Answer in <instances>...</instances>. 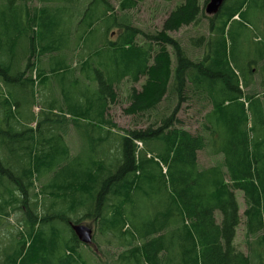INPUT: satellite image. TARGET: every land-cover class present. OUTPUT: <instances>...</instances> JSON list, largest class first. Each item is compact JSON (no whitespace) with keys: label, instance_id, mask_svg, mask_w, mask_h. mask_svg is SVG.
I'll list each match as a JSON object with an SVG mask.
<instances>
[{"label":"trees","instance_id":"obj_1","mask_svg":"<svg viewBox=\"0 0 264 264\" xmlns=\"http://www.w3.org/2000/svg\"><path fill=\"white\" fill-rule=\"evenodd\" d=\"M30 1L0 0V80L12 98L0 99V213L10 202L26 208V236L18 232L1 264L76 263L79 241L69 226L75 214L121 249L109 264H264V0H225L208 18V37L195 40L203 44L199 60L186 56L168 32L197 25L204 16L200 0H183L154 34L118 22L106 0H77V8L74 0H39L62 4L33 9ZM141 1L120 0L119 8ZM115 26L121 30L114 41ZM71 36L90 83L67 77L61 53ZM21 38L29 52L23 70L14 50ZM36 54L46 58L61 94L59 102L45 103L33 128L34 81L26 70L35 67ZM37 71L41 82L49 81L41 66ZM141 76L145 81L130 89L124 112L147 114L149 123L114 135L117 124L107 110L115 88ZM168 97L177 103L161 115ZM189 99L209 106L195 134L178 126L181 103ZM66 117L81 132L73 156L56 131ZM205 149L219 160L202 168L197 155ZM236 191L243 193L247 232L256 236L252 256L234 245ZM39 196L50 203L41 207Z\"/></svg>","mask_w":264,"mask_h":264},{"label":"rangeland","instance_id":"obj_2","mask_svg":"<svg viewBox=\"0 0 264 264\" xmlns=\"http://www.w3.org/2000/svg\"><path fill=\"white\" fill-rule=\"evenodd\" d=\"M85 1V0H82ZM90 0H86V3H88ZM107 3L112 7V10L108 12V14H114L118 18V22L123 24H130L133 27H136L140 29L141 31L145 33H157L161 31L162 25L166 17L169 15L171 11H173L178 5H180L183 0H143L139 2L135 7L125 10H120V0H106ZM206 1V2H205ZM64 2V1H63ZM76 8L80 4L77 0H74ZM82 3V2H81ZM207 3V0H200V4L204 6ZM60 5L62 2L59 1H51L46 3H41L39 0H31L29 3H27L28 8H35L40 7L42 5ZM76 8H73L74 11ZM210 16H207L204 12V16H202L199 20V23L197 25L191 24L188 26H183L177 31L168 32V34L176 39L180 45L182 46V49L184 50L186 56H188L190 59L193 60H199L201 58V55L203 53V44L200 43V45L196 44L195 40L200 37L204 36L208 37V18ZM99 25V24H98ZM74 25H72V31H73ZM121 30V27H113L110 29V39L116 40L117 36L119 35ZM35 32V28H30L27 32V37L32 36V34ZM69 42L67 45V48L61 55L65 58L66 63L70 66L66 68L67 70V77L73 78V77H79L81 78L82 82L84 84L90 83L88 79L84 80L85 75L80 72L81 63L79 62V48H76V45L74 43V38L71 36L69 38ZM21 41V42H20ZM18 42L17 46H14V50L18 53V63H17V69L23 70L25 67V56L29 54V52L26 50L24 51V48L27 46L25 45L26 40L24 38H21ZM143 37L139 36L137 38V42L139 44H143ZM170 54L172 55V62L173 65H175V57L174 54L171 51V48L167 47ZM38 51H36L37 53ZM32 61H34L35 67H33L32 71L26 70V76H31L34 81V94L31 98L32 105H30V112L33 114V116L36 118L32 121H30L29 126L35 128L37 120L39 121V114H41V111H43L45 103H50V101L57 100L60 101V86L58 85L57 77H55V74H50V69L47 64V60L44 56H41L38 58V54L34 55L33 58H31ZM41 60V63H40ZM39 61V62H38ZM39 65V66H38ZM42 67L44 69V72L46 73L45 78H49V81H42L37 77V69L39 67ZM252 67L255 69V66L252 65ZM75 70V71H74ZM73 71V72H71ZM80 72V73H79ZM255 79V86H253L254 89H258L257 78ZM145 81V76H141L138 80V82H131L129 80H123L120 84H118L115 88L116 90V99L114 103L110 104L108 110H107V116L112 119L117 124V128L112 129V133L114 135H123L126 130L131 129H138L141 127H145L150 119V116L147 114L144 115H127L124 112V109L129 104V92L132 87H135L136 89L140 90L143 82ZM45 82V83H44ZM3 83L0 80V93H2V96L0 94V99L8 98L10 102H12L11 95L8 93V91L5 90ZM29 98V97H28ZM177 99L176 98H166L161 103L158 111L161 115H167L169 112L173 109V107L176 105ZM43 107V108H42ZM209 106L206 102H198L196 100L189 99L186 102L181 103V108L179 113L177 114L178 119L180 120L178 126L183 127L190 131L192 134L201 132L200 130V123L202 121L203 115L208 111ZM57 122L58 128L56 131H59L65 136V140L69 145L71 156L76 155L81 146V132L74 129L71 125L70 118H60ZM116 139L113 140V137L111 138V148H115ZM198 164L200 167H209L219 160L212 154L211 149H205L198 152L197 155ZM5 175V174H4ZM5 177H7L5 175ZM45 182V179H41L40 181L34 182V191L38 193L41 183ZM236 198L239 203V213H240V224L236 230V235L234 238V245L235 247L244 252L245 254H248L249 256L253 250L257 248L255 242V235H249L246 228V220L243 215V211L245 209V201L243 197V193L241 191H236ZM41 203L39 204L42 207V204L44 206L48 205L50 203V200L48 197H40ZM11 201V199H9ZM33 203V202H32ZM19 203L13 204L10 202L5 207V211L3 213H0V264L3 262L4 258V251L6 248H9V246L16 241V238L20 240L21 237H19V233L25 234V229L23 225V218L24 213L26 212V208L23 207V205ZM81 214H75L71 215L73 223H82L87 226H90L93 231V239L92 244L85 245L81 243L79 240V245L77 246V252L75 254L76 256V263L74 264H109L111 260L116 258L117 254L121 251V249L115 244L114 241L109 240L108 237H102L99 235L98 229L96 224L92 222L90 219H81L78 220ZM216 219L217 221L220 220V215L218 212H216ZM70 226V225H69ZM264 233V231H263ZM261 234V233H260ZM26 236V234H25ZM253 259V258H252Z\"/></svg>","mask_w":264,"mask_h":264},{"label":"water","instance_id":"obj_3","mask_svg":"<svg viewBox=\"0 0 264 264\" xmlns=\"http://www.w3.org/2000/svg\"><path fill=\"white\" fill-rule=\"evenodd\" d=\"M224 1L225 0H208L204 6L205 14L210 17L216 15L219 12ZM69 224L71 230L73 231V233L81 243L85 245L92 244L93 231L90 226H87L82 223H73V222H70Z\"/></svg>","mask_w":264,"mask_h":264}]
</instances>
